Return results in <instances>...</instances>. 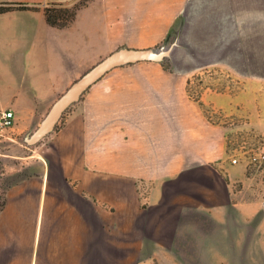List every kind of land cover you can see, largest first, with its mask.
<instances>
[{
    "label": "crops",
    "instance_id": "1",
    "mask_svg": "<svg viewBox=\"0 0 264 264\" xmlns=\"http://www.w3.org/2000/svg\"><path fill=\"white\" fill-rule=\"evenodd\" d=\"M76 1L73 19L48 21L46 6ZM8 2L31 8L0 12V100L16 116L0 139V264H142L192 229L264 212V168L232 163L228 140L264 135V0ZM185 27L215 31L224 55L207 64L222 66L240 31L241 88L222 69L116 65L28 141L102 57L163 46Z\"/></svg>",
    "mask_w": 264,
    "mask_h": 264
},
{
    "label": "rangeland",
    "instance_id": "2",
    "mask_svg": "<svg viewBox=\"0 0 264 264\" xmlns=\"http://www.w3.org/2000/svg\"><path fill=\"white\" fill-rule=\"evenodd\" d=\"M51 8L53 14L66 16L73 11V4L51 5ZM196 30L185 27L177 31L167 44L153 48L160 53H166L163 58L164 66L178 65L188 68L197 65L202 71L222 69L228 75L225 77L229 81V89L235 91L241 88L244 79L236 72L239 65L240 31L232 29L231 45L225 53L230 66H222L207 64L208 61L224 55L223 47L215 43L217 40L212 36L215 31L205 30L206 35L211 34L206 38L202 35L203 29H199L198 33ZM103 58L105 57L101 59ZM55 102L50 104L47 113ZM176 238L173 251L150 250L151 257L142 264H264V212L247 222H232L222 229L217 226L206 230L192 229L191 234Z\"/></svg>",
    "mask_w": 264,
    "mask_h": 264
},
{
    "label": "water",
    "instance_id": "3",
    "mask_svg": "<svg viewBox=\"0 0 264 264\" xmlns=\"http://www.w3.org/2000/svg\"><path fill=\"white\" fill-rule=\"evenodd\" d=\"M166 53L158 52L153 48L147 49H131L121 48L117 49L99 63H95L88 71H86L76 82L71 84L67 90L58 98L47 113L46 117L42 121L41 125L30 134L28 141L36 143L40 140L48 131L57 125L64 110L73 103L78 101L87 88L98 81L105 73L111 70L116 65H122L135 61L142 60H163Z\"/></svg>",
    "mask_w": 264,
    "mask_h": 264
},
{
    "label": "built area",
    "instance_id": "4",
    "mask_svg": "<svg viewBox=\"0 0 264 264\" xmlns=\"http://www.w3.org/2000/svg\"><path fill=\"white\" fill-rule=\"evenodd\" d=\"M243 122V121H242ZM235 125V120L226 122ZM245 125L246 122L244 121ZM16 125V116L11 108L5 107L0 100V139L3 138L8 127ZM230 143V161L234 164L244 162L253 171L264 168V135L255 128H244L237 131L228 139Z\"/></svg>",
    "mask_w": 264,
    "mask_h": 264
},
{
    "label": "trees",
    "instance_id": "5",
    "mask_svg": "<svg viewBox=\"0 0 264 264\" xmlns=\"http://www.w3.org/2000/svg\"><path fill=\"white\" fill-rule=\"evenodd\" d=\"M51 5H63V4H51ZM51 5L46 6L45 8V12L48 18V21L52 24H56L57 26H63L64 24H66L68 21H70L71 19L74 18V16L76 15V12L80 9V7L83 5V2L81 1H76L75 3H73V11L69 14V15H60V14H53L52 13V8ZM28 9L31 8V6L26 5V4H18V3H14V2H8V3H4L0 5V12L2 11H6L9 9ZM164 63V62H163Z\"/></svg>",
    "mask_w": 264,
    "mask_h": 264
}]
</instances>
